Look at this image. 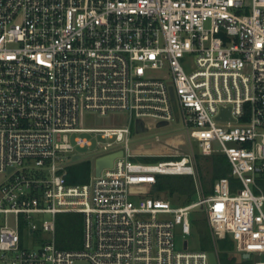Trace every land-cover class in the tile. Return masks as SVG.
<instances>
[{
  "label": "built area",
  "instance_id": "2783aa9c",
  "mask_svg": "<svg viewBox=\"0 0 264 264\" xmlns=\"http://www.w3.org/2000/svg\"><path fill=\"white\" fill-rule=\"evenodd\" d=\"M177 109L189 152L133 161L152 156L131 151L132 122L169 126ZM113 111L130 124L82 125L87 112ZM194 142L204 156L226 155L239 186L222 178L201 196L197 185L186 205L147 196L159 175L200 178ZM94 144L88 157L63 155ZM118 152L98 175L97 159ZM87 160L89 179L69 183V169ZM1 173L0 264H211L210 252L220 262L217 247L186 240L203 207L216 240L231 237L264 264V0H0ZM65 213L83 215L78 250L56 245ZM36 231L53 239L24 247Z\"/></svg>",
  "mask_w": 264,
  "mask_h": 264
},
{
  "label": "rangeland",
  "instance_id": "374dc122",
  "mask_svg": "<svg viewBox=\"0 0 264 264\" xmlns=\"http://www.w3.org/2000/svg\"><path fill=\"white\" fill-rule=\"evenodd\" d=\"M177 105V103H176ZM178 107V105H177ZM180 110L177 109V120L170 124L169 126H163V127H155L151 126L150 129L147 132L139 133L136 130V121L134 120L131 124L132 127V133H131V151L135 152L136 154L144 153L149 154L148 156H157V157H167V156H182L189 152L190 145L189 140L187 136V132L184 128L183 122L180 120ZM150 122V120H148ZM130 124V114L127 112L122 111H113L108 113L107 115H100L96 112H87L84 120H83V126L85 128H96V127H109V126H124ZM160 135L161 136V142H156L155 136ZM77 136H86L90 137L88 134H77ZM71 141L74 142V136L71 137ZM194 148L197 154H199V176L201 173V176L198 180H196V183L199 187V190L201 192V196L204 195V186L205 188H209L211 186L210 179L212 177L211 173V165L208 160L210 156H204L201 154V151L199 149L198 143L194 142ZM99 150L96 144L92 147H75V150L70 153L63 154L67 158H75L77 155H80L82 158L88 157L93 152H96ZM163 160V159H162ZM133 161H139V162H145V163H157L160 160H147L144 158H135ZM29 163H26L25 166H28ZM25 173L32 176V177H39L42 176L44 173L40 170H35L32 168H25ZM7 178V174L1 173L0 174V183H2ZM264 186V182L262 183ZM215 187V186H214ZM159 192H157L154 188H151L150 192L147 194V196H157ZM162 198L170 199L173 204L183 205L182 200L179 199L178 195L173 196L172 198H168L166 193L160 194ZM137 198V197H136ZM69 214H75V213H65V214H58L56 225L59 220H62L63 223H66L69 219L74 218L73 215ZM78 214V213H77ZM44 219H50V215H45L43 217ZM160 220L168 219L167 215H159L158 217ZM194 219H197L203 223V220H207V223L210 226V221L207 215V210L205 207L203 208H197L192 212V220L194 222ZM68 223V222H67ZM211 227V226H210ZM178 232V231H177ZM179 234V233H178ZM25 240L23 243V246L26 248H37L40 245L41 241H44L45 239L52 240L53 236L51 233H47L45 231H36L35 233H26L25 234ZM66 239V235L63 232L55 233V240L57 239ZM186 240L189 242V248L192 250H198L201 246V238L199 232L194 228L193 224V233L191 236H187ZM233 241L234 248L231 250L230 247L227 248V260L230 262L233 259L236 260L237 264H254L255 260L253 258L245 259L242 253L238 252L236 248V242ZM82 240H80L81 242ZM183 239L178 236L177 238V245L179 249H183ZM1 254V252H0ZM262 259L264 260V255L262 256Z\"/></svg>",
  "mask_w": 264,
  "mask_h": 264
},
{
  "label": "trees",
  "instance_id": "16d2710c",
  "mask_svg": "<svg viewBox=\"0 0 264 264\" xmlns=\"http://www.w3.org/2000/svg\"><path fill=\"white\" fill-rule=\"evenodd\" d=\"M199 154L197 159L199 162ZM144 159L149 160H160L166 161L175 159L173 157H145ZM163 159V160H162ZM211 165L212 177L210 179L211 186L207 189L204 186V195L210 196L214 193V186L216 182L222 178L229 177L232 185V189L235 190L239 186V181L236 178L230 176L231 164L229 163L226 155L222 153H216L208 158ZM159 161V162H160ZM92 169L91 161H82L73 165L70 169L69 183H84L89 179V175ZM201 176V173H200ZM202 177V176H201ZM155 190L159 192L157 196H161V193H166L168 198H172L178 195L179 199H183V205L192 203L200 197V192L197 187L196 180L192 175H159ZM170 200V199H169ZM178 205V204H176ZM73 215L74 218L68 223H63L62 220L57 222V233L63 232L66 235V239H57L56 245L61 249L78 250L82 247L83 243V215L82 214H69ZM194 228L199 232L201 238L202 250H213L215 247L218 248L219 258L221 264H237L236 260H227V248H234L231 237L225 239L216 240L213 236L211 227L207 223V220L201 221L194 219ZM80 240H82L80 242Z\"/></svg>",
  "mask_w": 264,
  "mask_h": 264
},
{
  "label": "water",
  "instance_id": "95a60500",
  "mask_svg": "<svg viewBox=\"0 0 264 264\" xmlns=\"http://www.w3.org/2000/svg\"><path fill=\"white\" fill-rule=\"evenodd\" d=\"M171 95H172V98L175 99V93H174V89L173 88H171ZM228 116H229V110L224 109L222 114L219 116V118L220 119H224V118H226ZM167 124H168L167 122H162V123L159 124V126H164V125H167ZM136 130L139 133H144V132L148 131V128L145 126V122L142 119H138L136 121ZM120 156H123V152L113 153V154L98 158L97 161H96L97 174L100 175L102 170L104 168H106V167H112L115 159L117 157H120ZM75 159L78 160L79 156H77ZM243 257L245 259L250 258L249 255H245ZM256 260H259V257H257ZM210 263L211 264H220V262L218 260V257H217L215 252H210ZM79 264H82V263H79Z\"/></svg>",
  "mask_w": 264,
  "mask_h": 264
},
{
  "label": "crops",
  "instance_id": "0c3cea01",
  "mask_svg": "<svg viewBox=\"0 0 264 264\" xmlns=\"http://www.w3.org/2000/svg\"><path fill=\"white\" fill-rule=\"evenodd\" d=\"M214 249H215V248H214ZM214 249H213V250H214Z\"/></svg>",
  "mask_w": 264,
  "mask_h": 264
}]
</instances>
